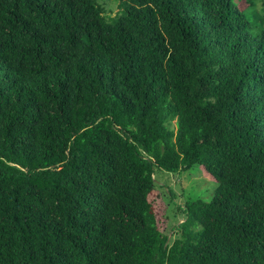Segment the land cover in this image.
<instances>
[{
  "label": "trees",
  "instance_id": "16d2710c",
  "mask_svg": "<svg viewBox=\"0 0 264 264\" xmlns=\"http://www.w3.org/2000/svg\"><path fill=\"white\" fill-rule=\"evenodd\" d=\"M257 9L0 0V264H264ZM200 168L170 224L157 175Z\"/></svg>",
  "mask_w": 264,
  "mask_h": 264
},
{
  "label": "rangeland",
  "instance_id": "374dc122",
  "mask_svg": "<svg viewBox=\"0 0 264 264\" xmlns=\"http://www.w3.org/2000/svg\"><path fill=\"white\" fill-rule=\"evenodd\" d=\"M254 1L259 9L250 10L248 14L251 15L253 21L261 25L262 20L264 21V0ZM104 5L110 16H115L119 12L118 3L108 2V4L105 3ZM260 17L262 18L261 20L259 19ZM157 179L160 186L158 191L161 194L164 193L165 200L161 199L160 195H157V198L153 199V203L161 213H164V218L172 219V221H169L170 224L184 221L183 214L179 215L177 219L175 218V215H173L174 209L184 205L188 198L210 199L217 187V183L213 181V178L203 168L196 172L192 170L181 174L159 173ZM160 223H164V220L160 221ZM161 227L164 228V225Z\"/></svg>",
  "mask_w": 264,
  "mask_h": 264
}]
</instances>
